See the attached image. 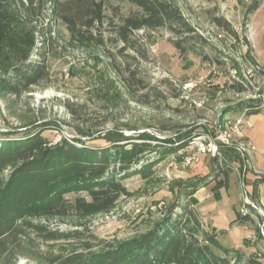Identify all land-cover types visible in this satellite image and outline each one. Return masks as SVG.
<instances>
[{"label": "rangeland", "instance_id": "rangeland-1", "mask_svg": "<svg viewBox=\"0 0 264 264\" xmlns=\"http://www.w3.org/2000/svg\"><path fill=\"white\" fill-rule=\"evenodd\" d=\"M41 1L38 19L51 28L45 38L52 37L48 44L39 42L46 53L49 77L20 95L0 93V138L42 131L51 144L66 137L106 146L104 137L110 132L132 139L154 138L159 153L149 154L146 161L164 155L167 148L175 150L145 173L125 178L129 194L122 195L108 213L84 217L73 212L66 217L32 219L40 228L28 229L8 261L49 264L53 256L88 245L95 250L131 239L153 228L172 206L181 211L178 205L187 201L204 229L216 233L232 249L229 257L234 263L244 264L251 255L264 256L258 209L244 207L245 193L253 196L256 192L255 202L264 204V182L256 184L261 175L250 169L243 180L242 169H233L229 187L215 191L214 158L200 147L224 122L226 108L256 102L264 114V0L253 11L256 0H175L206 41L198 44L196 36L183 42L192 47L187 51L175 47L179 37L168 27L136 30L124 41L117 34L118 24L138 11L128 0H105L103 25L94 29L95 39L83 43L75 41L54 15L53 0H35L34 5L38 7ZM233 115L249 116L244 111ZM249 123L245 122L244 132H255ZM258 154L257 167L264 170V154L260 159ZM226 155L234 160L232 152ZM189 157L193 160L187 164ZM218 162L223 160L218 158ZM210 176L211 183L200 197L210 196L201 205L198 198L195 203L185 196L189 183ZM79 196L90 199L85 192L66 194L71 203ZM244 208L251 220L239 223L248 227L239 233L234 215L236 211L243 214ZM184 227L202 237L190 216ZM249 235L257 238V252L252 254L246 248Z\"/></svg>", "mask_w": 264, "mask_h": 264}, {"label": "trees", "instance_id": "trees-1", "mask_svg": "<svg viewBox=\"0 0 264 264\" xmlns=\"http://www.w3.org/2000/svg\"><path fill=\"white\" fill-rule=\"evenodd\" d=\"M138 11L123 17L117 34L124 41L129 35L143 28L168 27L179 38L175 47L187 51L192 47L182 45L199 37L198 44L205 39L185 16L175 0H128ZM35 0H0V93L20 95L49 77L46 53L39 42L51 41V28L40 22L42 1L38 7ZM256 0L252 11L258 9ZM54 15L67 26L75 41L95 39L94 29L105 20V0H53ZM219 24L222 21L218 19ZM42 38L39 41L40 36ZM261 103H240L225 109V114L247 112L261 113ZM9 135V134H8ZM108 145L95 146L81 138L63 137L56 144L42 131L21 137L0 138V264H15L8 261L14 246L24 240L35 218L66 217L77 212L90 216L112 211L122 195H128L123 180L136 173H145L164 155L146 161L149 154H158L154 138L132 139L124 135L104 137ZM151 140V141H150ZM178 147L177 150H179ZM213 189L228 188L232 166L226 160L218 162L213 157ZM237 158V157H236ZM210 177L192 181L184 189L187 198L197 202L195 194L208 186ZM264 182V176L256 184ZM85 192L90 199L79 196L71 203L66 194ZM251 196V195H250ZM256 201L257 194L250 197ZM172 206L164 217L146 233L131 239L109 243L100 249L72 250L48 259L49 264H236L229 257L231 248L224 246L216 233L204 229L190 201ZM190 216L200 229L202 237L184 227ZM250 215L236 211L233 223H245ZM52 236V239H55ZM214 248L221 250L219 255ZM244 264H264L261 257L251 255Z\"/></svg>", "mask_w": 264, "mask_h": 264}, {"label": "built area", "instance_id": "built-area-1", "mask_svg": "<svg viewBox=\"0 0 264 264\" xmlns=\"http://www.w3.org/2000/svg\"><path fill=\"white\" fill-rule=\"evenodd\" d=\"M225 120L220 123L215 130L210 132L201 142L200 147L204 152H209L211 156L217 157L220 160H226L231 164L233 169L238 171L242 169V172L247 173L251 169L256 175L264 176V170L257 167L255 164V156L258 151L257 145L246 136L244 132L245 117L225 114ZM252 126V123H249ZM234 155V160L227 158V153ZM237 157V158H236ZM238 159V162L235 161ZM193 158L187 159V164L192 162ZM244 207L250 209H258V213L261 217L259 222V232L264 240V209L259 207L258 204L253 201L248 193H245ZM243 209L244 215L249 213L248 209Z\"/></svg>", "mask_w": 264, "mask_h": 264}, {"label": "crops", "instance_id": "crops-1", "mask_svg": "<svg viewBox=\"0 0 264 264\" xmlns=\"http://www.w3.org/2000/svg\"><path fill=\"white\" fill-rule=\"evenodd\" d=\"M245 120L252 123L253 127H256V131L255 132H250V131H245V134L247 137H249L258 147V156L259 159L262 158V154H264V114L263 113H259V114H254V115H249L245 117ZM256 156H255V164L258 166V161L256 160ZM242 177L243 180L246 178V174L245 172H242ZM206 188V187H205ZM205 188L200 189L199 191H197V193L195 194V197L198 198L200 200V205L204 202V200L208 199L207 197L210 196V194L208 196L203 195V197H200V193L203 192L205 190ZM261 201V200H260ZM263 201V199H262ZM263 209H264V204L259 202V204ZM236 219V213L234 215V220ZM248 228L245 224H239L236 223V229L239 231V233H241V228ZM249 237L251 238L249 240L250 245L247 246L246 248L248 249H252L250 254L257 252V248H256V241L257 238L255 236L249 235ZM244 241V240H241ZM261 254V253H260ZM262 260L264 261V256L261 257Z\"/></svg>", "mask_w": 264, "mask_h": 264}]
</instances>
